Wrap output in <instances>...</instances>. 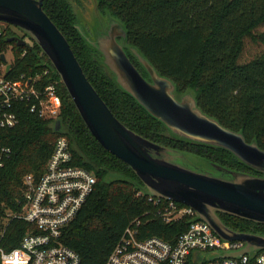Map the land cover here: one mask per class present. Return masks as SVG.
<instances>
[{
	"label": "trees",
	"instance_id": "trees-1",
	"mask_svg": "<svg viewBox=\"0 0 264 264\" xmlns=\"http://www.w3.org/2000/svg\"><path fill=\"white\" fill-rule=\"evenodd\" d=\"M98 8L126 28V50L144 76L149 74L128 46L136 47L160 75L171 79L178 98L191 92L198 106L221 124L242 131L247 141L264 149V0H97ZM43 7L65 34L88 79L114 114L139 135L164 146L205 157L239 172L260 174L231 151L179 137L122 88L78 28L73 0H44ZM21 30V29H20ZM12 24L0 30L2 54L11 47L13 60L5 77L32 78L38 89L58 81L62 108L56 121L31 110L27 101L14 105L18 123L0 129V146L11 148L0 168V232L7 210H19L23 178L40 176L56 139L65 135L73 163L97 177L93 192L64 229L61 241L77 251L84 264H105L126 227L137 218L145 221V236L176 240L190 218L165 223L156 216L157 206L145 193L147 186L137 173L102 146L78 111L52 62L24 31L25 44L10 41L18 36ZM261 48L246 56L248 44ZM45 70H48L45 73ZM233 230L264 235V223L220 212ZM27 228L21 218L9 221L7 247L17 245Z\"/></svg>",
	"mask_w": 264,
	"mask_h": 264
},
{
	"label": "water",
	"instance_id": "water-1",
	"mask_svg": "<svg viewBox=\"0 0 264 264\" xmlns=\"http://www.w3.org/2000/svg\"><path fill=\"white\" fill-rule=\"evenodd\" d=\"M44 0H0V21L16 26L35 40L52 62L86 125L99 143L126 162L147 186L151 196L173 199L192 206L224 240H243L245 246L224 256H238L264 249V235L228 227L220 212L264 223V149L256 140L247 141L242 131L224 126L205 113L191 92L177 97L174 82L160 75L134 46H128L144 66V76L126 50V28L111 17L94 43L118 84L132 94L150 114L160 119L179 137L222 147L260 174L239 172L211 162L217 174L191 169L176 162L184 152L149 140L126 126L111 110L88 79L68 39L43 7ZM98 7V4H97ZM120 39L123 42H120ZM10 41L25 44L12 36ZM4 61L6 54H2ZM10 63L7 68H10ZM57 130L61 121H56ZM184 154V153H183ZM185 155V154H184ZM210 163V161H209Z\"/></svg>",
	"mask_w": 264,
	"mask_h": 264
},
{
	"label": "built area",
	"instance_id": "built-area-1",
	"mask_svg": "<svg viewBox=\"0 0 264 264\" xmlns=\"http://www.w3.org/2000/svg\"><path fill=\"white\" fill-rule=\"evenodd\" d=\"M1 30V29H0ZM7 66L0 65V129L18 123L17 101H27L31 110L56 121L62 108L58 81L38 89L32 78L5 77ZM48 70H45L47 73ZM11 148L0 146V168ZM97 183L96 175L73 163L68 138L60 135L44 172L23 178V199L19 210H7L0 232V264H84L80 254L61 241L65 227L76 218ZM157 206L156 216L165 223L189 217L190 223L174 241L145 236L140 218L132 221L110 253L105 264H264V249L238 256H224L245 246L243 240H224L192 206L148 195ZM21 218L27 228L17 245L7 247L9 221Z\"/></svg>",
	"mask_w": 264,
	"mask_h": 264
},
{
	"label": "rangeland",
	"instance_id": "rangeland-1",
	"mask_svg": "<svg viewBox=\"0 0 264 264\" xmlns=\"http://www.w3.org/2000/svg\"><path fill=\"white\" fill-rule=\"evenodd\" d=\"M73 5L78 16V26L80 27L84 36L90 40L91 43H94L99 33L109 25L111 17L107 13L102 12L97 7V0H73ZM5 26H7V23L0 21V29ZM12 28L17 33H19L18 36L21 37L23 31L14 25H12ZM120 42H123V40L120 39ZM259 48H261L259 45L252 43L248 44V47L245 51L246 56H251ZM6 57L8 63L13 60L11 47H9L8 51L6 52ZM170 153L173 155H179L180 157L176 158V162L187 165L191 169H205L215 174L218 172L213 167V164L211 162L209 163V160H207L205 157L187 151L181 153L175 151Z\"/></svg>",
	"mask_w": 264,
	"mask_h": 264
}]
</instances>
